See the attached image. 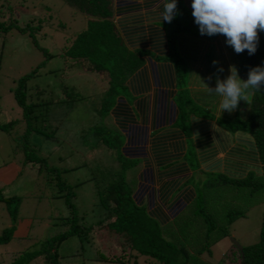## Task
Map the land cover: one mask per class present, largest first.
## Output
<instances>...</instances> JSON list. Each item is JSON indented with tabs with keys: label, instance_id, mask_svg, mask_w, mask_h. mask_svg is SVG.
Segmentation results:
<instances>
[{
	"label": "trees",
	"instance_id": "obj_1",
	"mask_svg": "<svg viewBox=\"0 0 264 264\" xmlns=\"http://www.w3.org/2000/svg\"><path fill=\"white\" fill-rule=\"evenodd\" d=\"M63 1L82 14L85 21L83 29L68 40L61 54L70 61V65L77 64L86 71L100 75L104 90L99 106L95 107L93 113L100 112L102 120L109 118L116 122L112 123L111 129H115L114 131L107 129L103 124L91 125L87 128L95 146L101 145L111 152L100 163V166L104 167L103 177L106 182L99 188L96 187V205L100 210L98 218L93 223H85L81 214L77 213L73 186L61 178V174L69 169H60L51 165L44 157L35 155L34 150L26 146L25 138L28 132L35 130L39 133L40 130L30 126L32 105L26 102L24 84L35 73L36 68L42 65L40 62L32 70L20 76L12 90V96L21 110V120H24L26 125L20 138L19 150L23 155V165L26 163L31 166L37 165V172L42 170L39 174L43 172L47 182L52 184L53 190L50 197L62 200L65 212L55 219L58 220L57 224H61L64 228L44 240H35L31 244V250L23 251L10 264L39 262L40 264H60L58 255L60 243L69 237H75L79 242L86 241L88 234H95L102 241H112L119 248V254H105L97 249L95 252L97 261L103 263L128 264L129 260L135 261L142 258L144 264H207L199 256L204 253L209 254L210 245L228 236L225 231L226 226L243 216V211L237 206L239 202L243 204V194L247 192L250 196L258 191L264 192V85L261 90H253L251 105L244 102L241 107L238 106V111L231 119L218 120V124L228 133L238 134V144L227 150V157L235 161L225 163L223 171L197 172L204 175L202 181L194 175L186 179L183 186L190 187V190L183 199L176 200L177 194H175L168 202L169 204H165L171 214L167 219L158 208L149 210V205L153 204L152 195L148 193L142 197L146 189L136 187L132 192L126 190L125 172L130 168V164L127 163L131 161V167L134 166L142 154L139 148H135L136 145L138 147L140 145L141 133L137 125L133 123L137 118V113L133 112L135 110L129 109L124 103L119 104V101L125 92L124 81L140 66L141 62L138 58L139 54H133L127 50L113 18L116 14L133 10L137 6L134 3L135 0ZM143 1L151 4L157 0ZM177 7L178 15L171 23L163 24V27L168 42L169 59L175 63L174 69L180 78L183 59L176 48L178 34L190 35L195 40L203 37L209 41L217 36H224L200 35L192 16L191 0L187 3L177 0ZM18 18L19 14L13 9L4 12L3 6H0V34L4 35L10 30L27 32L28 29V34L31 36L35 27L28 24L19 27L16 23ZM40 50L43 55H47L44 50ZM206 54L208 59L211 51H207ZM229 55L233 65L238 69V74L247 80L251 68L264 67V32L259 33V43L254 55L249 56L247 50L236 54L233 48ZM182 93L184 91L176 95L178 102L175 104V113L178 117L177 125L188 133L187 126H184V119L186 120V115L192 113L186 110L191 103L182 99ZM63 100L66 101V98L63 95L61 97L60 94L58 102L68 103ZM172 114V108H168L166 117L169 118ZM13 123L0 124V131L5 133L11 130ZM125 125L129 127L127 141L122 133ZM16 145L15 142L14 148ZM207 156L211 158L213 152L208 151ZM192 159L195 161L187 160L191 171V167L195 169L199 167L197 159ZM177 180L167 179L162 183V188L159 190L161 201L171 190L170 186L178 182ZM47 195L48 193L45 194ZM217 197L228 198L226 200L228 202L223 206L224 210H221V215L216 212L217 210L210 209L211 200ZM20 199L21 197L14 195L3 196L0 192V202L4 204L10 222V225L0 232V246L20 239V237H13ZM233 204L235 205L232 206ZM183 208H189V213L185 216H183L185 212L182 213ZM190 242L192 245L190 244L189 248L192 251H189L187 247ZM239 246L240 253L230 243L229 256L231 260L236 261L234 264H264V215L261 216L256 240ZM224 260V258L219 259L217 264H222Z\"/></svg>",
	"mask_w": 264,
	"mask_h": 264
},
{
	"label": "rangeland",
	"instance_id": "obj_2",
	"mask_svg": "<svg viewBox=\"0 0 264 264\" xmlns=\"http://www.w3.org/2000/svg\"><path fill=\"white\" fill-rule=\"evenodd\" d=\"M0 6H3L4 12L13 9L19 14L16 21L19 27L28 24L36 28H33L31 36L28 29L27 32L10 30L4 35L0 34V124L14 122L11 130L5 133L0 131V166L11 164V168L18 170L15 176L0 179V192L3 196L21 197L13 234V237L20 239L0 246V264H10L23 251L31 250L35 240H44L63 230L64 227L57 224L55 218L65 212L62 200L50 197L52 184L47 182L43 172L39 174L42 170L38 173L37 165L22 163L20 138L26 125L21 120V110L12 96L16 80L42 62L24 84L26 102L32 105L30 126L40 130L39 133L29 131L25 144L34 150L35 155L44 157L51 165L69 169L61 174V178L73 186L77 213L88 224L93 223L99 215L96 190L106 182L103 177L104 167L100 163L111 152L101 145L95 146L87 128L103 124L107 129H115H111L113 126L109 118L102 120L100 112L93 113L95 107L99 106L104 90L100 75L86 71L77 64L70 65V61L61 54L68 40L83 29L84 16L63 0H0ZM40 49L47 53V58ZM213 51L216 56L215 49ZM208 58L213 66V56ZM183 79L186 81L187 77ZM60 94L66 98L63 101L68 103L58 102ZM186 94L182 93V99L185 100ZM243 104L244 101L239 102L240 107ZM194 106L191 101L186 110L192 113L197 110L202 116L211 117L210 107ZM184 126H187L185 119ZM192 158L193 155H186V160L195 161ZM130 162L127 163L130 168L125 172V177L126 190L132 192L139 162H135L132 167ZM191 169L192 175L202 181L204 175L198 174L193 167ZM227 199L213 198L210 209L217 210L221 215ZM242 201L243 204L239 202L237 206L243 211V216L226 226L228 236L210 245L209 254L199 256L203 262L217 264L219 259L224 258L222 264H234L236 261L229 256L230 239L238 245H247L256 240L261 216L264 215V192L258 191L250 196L246 192ZM183 212L185 216L189 208H183ZM9 225V216L4 204L0 202V232ZM195 227L198 229L196 223ZM190 244L192 242L187 247L192 251ZM97 249L105 254L120 253L112 241H102L95 234H88L87 240L80 242L75 237H69L58 246L60 264H108L97 261ZM128 264L144 263L139 258L129 260Z\"/></svg>",
	"mask_w": 264,
	"mask_h": 264
},
{
	"label": "crops",
	"instance_id": "obj_3",
	"mask_svg": "<svg viewBox=\"0 0 264 264\" xmlns=\"http://www.w3.org/2000/svg\"><path fill=\"white\" fill-rule=\"evenodd\" d=\"M183 1L187 3L190 0ZM134 3L137 6L133 10L116 14L113 18L127 50L139 54L141 62L124 81L125 92L119 104L124 103L129 109L135 110L133 112L137 113V118L133 123L141 133L140 145L135 147L142 154L138 158L139 169L135 175L134 188L146 189L142 197L148 193L152 195L153 204L149 205V210L158 208L168 219L171 214L165 204H169L175 194L176 200L183 199L190 190V187L183 186L184 181L192 175L186 160L187 154L197 159V172L223 171L225 163L235 161L227 157V150L238 144V134L228 133L218 124V120L231 119L238 108L231 113H221L218 109L220 97L207 92L201 81L202 79L215 89L217 76L222 81L227 79L230 75L229 67L233 65L229 55L232 47L227 45L226 37L222 36L209 41L203 37L195 40L190 35L178 34L176 48L183 59V67L179 73L181 77L178 78L174 69L176 65L169 59L168 42L163 27L167 22H162L161 18L163 4L160 0L151 4H146L143 0H135ZM213 48L216 56L213 55ZM207 51H211L210 57L213 56L214 61L219 62L216 66H212L211 59H207ZM219 68L224 71L218 72ZM184 76L187 77L186 81ZM209 76L212 77L211 80L207 79ZM239 77L246 81L241 75ZM181 91L187 92L185 101H193L194 107L212 109L211 117L202 116L197 110L190 113L186 117L188 133L177 125L176 95ZM168 108L173 111L169 118L165 115ZM128 128L127 125L122 128L126 141ZM225 143L227 147L224 146ZM208 151L213 152L211 158L207 156ZM4 168L7 170L4 171ZM17 172L18 170L11 168V164L0 166V179L15 176ZM146 179L150 181L147 182ZM167 179H176L178 182L170 186L171 190L161 201L159 190Z\"/></svg>",
	"mask_w": 264,
	"mask_h": 264
},
{
	"label": "clouds",
	"instance_id": "obj_4",
	"mask_svg": "<svg viewBox=\"0 0 264 264\" xmlns=\"http://www.w3.org/2000/svg\"><path fill=\"white\" fill-rule=\"evenodd\" d=\"M161 3L162 22L171 23L178 15L177 0H161ZM191 8L201 36L223 35L236 54L245 50L249 56L256 53L259 33L264 32V0H191ZM212 63L216 66L219 62ZM223 71V68L218 69V72ZM229 72L226 80L217 76L215 89L199 77L207 92L220 97L218 109L221 113L235 111L240 101L251 105L253 90H261L264 85V67L251 68L246 81L240 79L234 65L229 67Z\"/></svg>",
	"mask_w": 264,
	"mask_h": 264
},
{
	"label": "water",
	"instance_id": "obj_5",
	"mask_svg": "<svg viewBox=\"0 0 264 264\" xmlns=\"http://www.w3.org/2000/svg\"><path fill=\"white\" fill-rule=\"evenodd\" d=\"M230 242H231L232 245L235 247V249L238 251V253H240L241 249H240V246L238 245V243H236V242L233 241L232 239H230Z\"/></svg>",
	"mask_w": 264,
	"mask_h": 264
}]
</instances>
